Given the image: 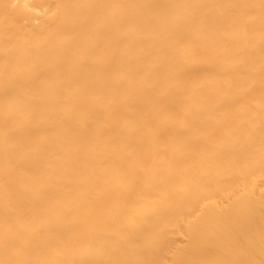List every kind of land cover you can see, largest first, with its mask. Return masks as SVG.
<instances>
[{"label": "bare ground", "instance_id": "bare-ground-1", "mask_svg": "<svg viewBox=\"0 0 264 264\" xmlns=\"http://www.w3.org/2000/svg\"><path fill=\"white\" fill-rule=\"evenodd\" d=\"M0 264H264V0H0Z\"/></svg>", "mask_w": 264, "mask_h": 264}]
</instances>
